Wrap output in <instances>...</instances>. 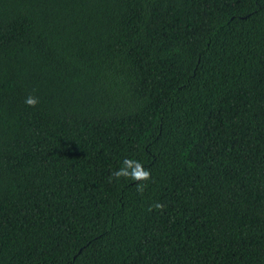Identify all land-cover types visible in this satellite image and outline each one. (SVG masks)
<instances>
[{
    "label": "trees",
    "instance_id": "obj_1",
    "mask_svg": "<svg viewBox=\"0 0 264 264\" xmlns=\"http://www.w3.org/2000/svg\"><path fill=\"white\" fill-rule=\"evenodd\" d=\"M0 264H264V0H0Z\"/></svg>",
    "mask_w": 264,
    "mask_h": 264
},
{
    "label": "clouds",
    "instance_id": "obj_2",
    "mask_svg": "<svg viewBox=\"0 0 264 264\" xmlns=\"http://www.w3.org/2000/svg\"><path fill=\"white\" fill-rule=\"evenodd\" d=\"M25 103L30 107H35L38 103V98L34 96H28L25 99ZM123 166L112 173L110 180L115 178L119 180L121 178L131 179L136 182L148 181L151 179V173L149 170H146L144 166L134 159L125 158L122 162ZM145 185L142 183L137 184V190L143 192ZM156 208H163V205L156 204Z\"/></svg>",
    "mask_w": 264,
    "mask_h": 264
}]
</instances>
